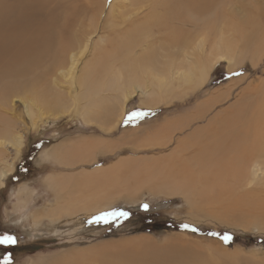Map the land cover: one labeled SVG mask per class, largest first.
I'll return each mask as SVG.
<instances>
[{"label":"rangeland","instance_id":"374dc122","mask_svg":"<svg viewBox=\"0 0 264 264\" xmlns=\"http://www.w3.org/2000/svg\"><path fill=\"white\" fill-rule=\"evenodd\" d=\"M142 1H144L143 4L139 3ZM112 2L113 11L109 17L112 15L116 17L114 22H111V18L107 22L105 21L107 20L104 19L107 12V8H105L102 18L96 19L100 23L105 21L106 25L103 24L93 31L94 29H90L95 26L93 17L91 19L90 13H87V19L83 23L85 37L82 40V45L88 41V53L86 50L84 51L83 47L82 50L77 48L75 50L77 60H75L73 70L68 71L69 69L65 66L63 69L57 70L51 78L52 83L57 85V92L47 91L45 94L51 97L55 104L57 102L60 107L48 110L35 100L33 94H27L22 90L13 97L12 95L8 96L2 106V113L8 117V119L4 118L8 126L7 132L2 130L4 133H0V142L3 145H0V173L9 168L11 172L6 175L4 185L0 187V232L6 231L15 235L18 242L14 246H0V258L10 253L12 264H54L55 259L58 262L62 258L73 257L67 253H72L71 251L74 249L91 248L95 247V244L101 246V244L111 243L113 240L127 241L130 238L144 236L150 238V242L159 248L158 252L161 255H165V251L169 249L167 243H172L175 246L177 242L174 240H176L184 242L177 245L181 254H187L190 258L203 257L207 261L205 264H264L261 258L264 253L263 224L257 221L256 225L247 224V221L234 215L225 216L226 218H221V216L216 218L214 214L210 216L211 212L204 211L207 206H204L203 211L198 207L192 208L184 200L185 198L178 194L159 196L151 193L149 195V192L144 191L134 202L121 199L125 196L114 200L106 198L93 203L90 201L91 204L81 211L85 214H91V211L99 214L101 211L122 209L129 213L127 218L118 217L108 223H89L88 221L92 218L87 216L85 224L75 227L71 218L65 216L61 218L57 214L61 207H64L65 210L68 207L77 210L75 207L80 206V202L74 198L70 202L67 201L68 197H65V192L59 186V183L64 180L60 179L64 173L91 171L101 165H112L117 160H123L125 167L132 162L129 161V158L141 161V163L147 159L149 161L146 163L152 161L170 162L168 160L171 156L170 153L182 140L193 146H188L191 147L190 149L201 144L203 140L218 134L228 140V136H225L224 133L226 124L232 122L240 124L232 127L231 130L239 132L240 137H243L251 111L255 108H264V104H262L264 103V43L261 47H255V40H250L252 35L253 37L258 36H255L251 29L252 22H264V18L257 19V16L264 15V0H217L213 4L214 6L210 5L208 10L205 9L203 12H193L188 17L186 13H183V20L186 24L183 23L180 26L181 31L176 34L183 33L185 36H189L188 41L193 46L195 56L190 55L188 62L194 61L190 66L194 68L191 74L187 75L188 64L180 60L178 67L182 69V76L186 75L188 78H185L184 81L175 79L171 85L159 88L153 87L152 72H149L147 63H154L153 65L156 66L163 65L167 58H163L162 55L174 56L179 61L181 55L177 51L180 47L174 40L176 34L174 33L172 38L166 40L164 36L167 35V32H164L165 35L157 32L155 25L150 28V31H147L146 28L134 27L138 22L130 27L131 23L126 22L129 17L130 19L137 18L140 21V18L149 11L146 0H107L106 5H110ZM148 2L158 3V0H149ZM158 7L162 9L161 14H166L161 6ZM121 8L124 11H130L128 15H119L118 11ZM120 19L126 20L125 23ZM222 20L225 21V24ZM128 27H130L129 31L132 37L130 34L123 35ZM220 38L225 39L227 44L228 42L232 43L235 53L228 60L222 58L215 61L216 65H212L214 67L204 78L206 66H209L216 57L215 51L210 48V43L219 41ZM254 49L259 52L256 53V56L252 54ZM127 51L134 58L132 61L136 75L131 77L129 74L123 73L122 81L118 82V91L108 93V88L104 87L103 81L108 83L109 79L104 77L102 72L110 65L123 68L131 64L126 62ZM241 52H243L242 56L239 55ZM151 57L153 59L149 60ZM254 57H257V60ZM89 61L90 64L101 61L103 65H107L101 69L99 78L95 80L97 87L93 89L97 90L98 94L103 92L101 93L103 99L100 100L99 105L90 107V121L85 120L82 114V106L85 103L88 104L87 99L84 100L85 102L78 100L82 95L76 91L77 85L72 83L75 74L81 73L80 67L84 65V62ZM236 62L237 64L234 65ZM253 63L255 66H252ZM43 68V66L37 65L34 71L39 74ZM108 71L111 73L110 70ZM237 72L242 74L235 75L234 73ZM33 79H37L36 76ZM142 87L147 88L145 90L148 91L153 87L155 93L150 91L145 93V91H141ZM132 92L134 94L131 96ZM150 93L152 94L150 95ZM157 94L162 96L159 97ZM97 97L94 96V98ZM165 97L170 99L161 102ZM107 107H110V110ZM104 111L111 112V116L104 115ZM135 112H146L147 115L142 118L133 117L132 114ZM196 113L203 116H197ZM194 115L195 118H193ZM106 116L109 118L104 119ZM228 116L232 119H229ZM178 117H181L179 127H177ZM167 119H172L175 126L157 131L155 124ZM217 119L218 122L215 121ZM112 121L114 125L111 123ZM1 122L0 119V124ZM9 127L11 128L8 129ZM78 139H94L102 142L105 140L107 145H110L100 146V150L106 151L95 150L93 154L89 153L86 156L88 161H81V163L78 162L81 155L79 156L75 149L69 150V147L60 151L57 159L51 157L53 149L58 143L75 142ZM215 139H217L216 136ZM18 140L24 141L25 144L21 153H19L21 147L19 152L14 147ZM184 153H186L185 150L181 155ZM93 155H96L95 162L89 160ZM231 156H233L232 153ZM164 157L166 160H162ZM72 161L73 163H71ZM49 174L56 176L59 181L58 185H54L58 194L56 199L53 196L54 191L48 189L43 183ZM71 189L73 190V186ZM216 190V192L220 191L218 188ZM106 191L105 189L104 192L98 193L100 195ZM98 193H95L91 199ZM196 193L200 197V201L204 202L199 195L200 192ZM223 194L224 196L230 195L229 192ZM235 194L237 195V192ZM145 203L149 205L147 210L142 207ZM209 203L212 204V202ZM95 204L97 205L95 206ZM101 204L103 206L105 204V207ZM107 205L110 207L108 208ZM62 208L60 211H63ZM101 208L106 209L99 210ZM47 214L55 216L51 227L49 218L45 217ZM92 214L97 215L96 213ZM56 217L61 220H57ZM184 224L194 226L197 231L182 227ZM212 233H218V235ZM225 233H230L233 237L228 243H225L221 238ZM210 242L221 248V251H213L216 246L213 248ZM98 243L100 244L98 245ZM177 254L178 260L177 257L171 258L176 259L171 264H184V261L180 262L184 257Z\"/></svg>","mask_w":264,"mask_h":264},{"label":"bare ground","instance_id":"6f19581e","mask_svg":"<svg viewBox=\"0 0 264 264\" xmlns=\"http://www.w3.org/2000/svg\"><path fill=\"white\" fill-rule=\"evenodd\" d=\"M106 1L107 0H101L100 2L98 0H0V119L2 120L0 124V133L7 132L8 126L4 120V118L8 119V117L2 113V106L8 96L12 95L13 97L21 90L27 94H33L35 100L48 110L60 107L57 102L55 104L52 98L45 94L47 91L57 92V85L52 83L51 78L55 75L57 70L63 69L65 66H67L69 69L68 71L73 70V65L75 64V60H77L75 53L77 48L81 49L83 47L84 51L86 50V53H88V41L85 45L84 43L82 45V40L85 37L83 23L84 20L87 19V13H90L91 19L93 17L95 26L94 28L89 26L90 29H94L93 31H95L98 27L100 28L103 24L106 25L105 21L107 22L109 18L112 19L111 22H114L116 17L113 15L112 17H109L113 11V2L107 6ZM148 1L149 0H146L149 11L140 18V21L137 18L130 19V17L127 21H123L122 19H120V21L123 23H125V21L129 22V24L131 23L130 27L138 22L135 26H133L141 29L146 28L147 31H150V28L155 25L157 32L163 35H165L164 32H167V35L164 36V38L169 40L172 38L171 36H173L174 33L176 34L177 32L181 31L180 26L185 22L183 20V13H186L188 17L193 12H203L205 9L209 8L210 5L212 6L214 3H216L217 0H168L167 2L164 0H158L159 4L157 2ZM139 3L143 4L144 1ZM247 4L249 5L250 3ZM157 5L161 6L166 14H161L162 9H159ZM230 7L232 8V6ZM105 8H107V12L104 19L107 20L103 21V23L101 22V24L99 20L102 18V13ZM122 8L120 11H118V13H120L119 15H128L130 11H124ZM97 10L99 11L96 12ZM258 18H264V15L262 17L259 15L257 16V19ZM222 22L225 24L224 20H222ZM185 24L186 23H184V25ZM130 27H128L126 32L123 33L124 36L130 34L132 37L129 31ZM251 29H253L254 35L258 36L253 37L252 35L250 40H255V47H261L264 43V22L259 23V21H253ZM174 40L178 42L177 46L180 47L179 51H177V53L181 55L179 56V61L174 56L170 57L167 55H162L163 58H167L163 65L159 64L156 66L153 65L154 63H147L149 72H152L151 76L153 78L151 81H153L154 88H159L160 86H169L175 79L184 81L185 78H188L186 75L182 76V69L178 67L180 60H182L183 63L186 62L188 64L189 72L187 75H190L192 69L194 68L190 67L194 61L191 60L188 62V57L190 55L195 56L193 53L195 52L193 46H191V42L188 41L189 36L179 33L176 34V38ZM224 40L225 39L220 38L219 41H213L210 43V48L215 51L216 57L214 58L213 62L209 64V66H206L207 68L204 78L208 76L214 67L212 65H216L215 61L222 58H227L228 60L233 55V53H235L234 49H232L233 44H229V42L227 44V42ZM254 51L255 53H253ZM254 51H252V54L256 56V53L259 52L255 49ZM128 53L129 52L127 51L126 62L131 64L126 67L122 68L115 65L106 67L107 65H103L101 61L100 63L92 64H90L89 61L84 62V65L80 67L81 73L75 74L76 76L73 75L74 78L72 79H74V81L72 80V83L77 85L76 91L82 95L79 96L78 100L83 102L85 99H87L88 104L85 103L82 106V114L84 115L85 120L90 121V107L96 106V104L99 105L100 100L103 99L101 96V93L103 92H99L98 94L97 90L93 89L97 87L95 80L99 78L101 69L106 67L102 73L104 77L109 79L108 83L103 81L104 87L108 88V93L118 91V82L122 81L121 78L124 77L123 73L129 74L131 77L136 75L134 71V62L132 61L134 58ZM239 55L242 56L243 52H241ZM99 56H97V58H100ZM240 56L237 57L241 58ZM151 59L153 58L151 57L149 60ZM255 60H257V57ZM236 64L237 62L234 65ZM37 65L39 67H44L39 74H36L34 71ZM252 66H255V64L253 63ZM229 68L231 67L229 66ZM108 70H110L112 74L109 73ZM140 70L141 67L139 68V72ZM34 76H36L37 79H33ZM153 87L151 90H149L150 92L155 91ZM145 89L147 88H143L141 91H145V93L149 92ZM133 94L134 93L132 92L131 96ZM151 94L152 93H150V95ZM94 96L98 97L94 98ZM157 96L161 97L162 95L157 94ZM169 99V97H165V99H162L161 102L163 100L168 101ZM91 103L92 105H90ZM115 109H117V107H115ZM108 110H110V107ZM107 114L111 116V112H105L104 115ZM107 116L104 119H108L109 117L107 118ZM197 116L201 115L198 114ZM180 118L181 117L177 118V127L180 126ZM193 118H195V115ZM215 121L218 122L219 120L217 119ZM172 122H174L172 119L163 120L161 123L157 122L158 124H155L157 131L162 129L164 130L165 128L169 129V127L173 125L175 126V124ZM111 123L114 125L113 121ZM246 124L247 125L243 137H240L239 132H234L231 130L232 127L240 125L232 122L224 126V133L225 136H228V140L224 139L222 137L223 135L221 136L220 134H214L217 139H215V136L208 138L207 140L205 139L197 146L195 143L194 145L196 147L192 149L190 148L193 146L188 145V143L184 142V140L181 142L179 141L180 143L177 144L176 148H173L175 150L170 153L171 156L168 159L170 162L152 161L150 163H146L149 160L147 159L146 161L144 159L145 161H143L145 163H141V161H134L130 160L129 158V161L132 162L130 165L127 164L125 167L123 166L125 165L122 162L123 160H117L112 165H101L100 167H96V169L91 171L81 170L78 173H75L74 171H70L71 173L67 174L64 173L60 179L67 180H63L61 183H59L57 180L58 178L56 179V176L49 174L43 180V183L48 189H52L54 191L53 196L55 199L58 194L56 192V186L54 185H58L59 183L60 188L66 194H64L65 197H68L67 201L70 202L71 199L74 198V200L76 199V201L80 202V204L78 203L80 206L77 205L75 207L77 210H72L73 207H68L66 208L67 210L63 209L64 207H61L63 211H60L61 208H59V211L57 212L61 218L64 216L66 218H71V221H73L72 224L76 225L75 227L85 224L87 222V216L90 219L94 216L92 213L98 214L94 211H91V214H85L84 212H81L91 204L89 203L90 201L93 203L106 198H111V200H114L125 196V198L121 199L134 202L144 191L149 192V195L150 193L154 195L158 194L159 196L177 194L182 195L185 198L184 200H186V202L190 204L192 208L198 207L203 211L204 206H207L205 207L206 209L204 211H207L208 213L211 212L210 216L214 214L216 218H220V216L221 218H226L225 216L229 217V215H234L236 217H240L244 221H247V224L252 223L256 225L257 222H260L264 225V108L253 109ZM10 128L11 127L8 129ZM209 130L211 131V129ZM206 134L209 135V133ZM103 141L104 142L94 139H78L75 142L69 141L64 142L63 144L58 143V145L53 149L52 154L51 152L50 154L51 157L57 159L58 155H60L59 152L69 147V150L75 149L76 153L79 154V156L81 155L78 160V162L80 161L81 163V161H88L86 160V156L89 153L93 154V151L95 150H99V152L106 151L100 150V146L104 147L107 145V141ZM1 144L2 142H0V145ZM24 145V141L18 140V143L16 145L14 144V147H16L17 152H19L21 147L19 152L21 153ZM183 150H185L186 153L181 155ZM231 153L233 156H231ZM89 160L95 162L96 155H93ZM162 160H166V158L164 157ZM71 163H73V161ZM10 172L11 170L9 168L7 171L0 173V187L4 185V178H6V175H8ZM71 186H73V190L71 189ZM138 186L140 187L137 188ZM217 188L220 190L219 192H216ZM105 189L107 191L104 194L99 195L98 192H104ZM195 192H200L199 195H201V199H203L204 202L200 201V197L197 196L198 194H195ZM225 192H229L230 195L226 194L227 196H224L223 193ZM236 192L237 195L235 194ZM95 193H98L97 195L99 196L97 197L96 195V197L91 199ZM209 202H212V204ZM96 205L97 204H95V206ZM103 207H105V204ZM109 207L110 206H108V208ZM93 208L96 209V207ZM102 208L99 210L106 209ZM57 214L55 213V215ZM45 217L49 218L50 227L51 225L53 226V217L55 216L47 214ZM61 218L56 217L57 220H61ZM233 219L236 221L235 218ZM174 242H177L175 243V246L172 243H167L169 249L167 251H165L167 248L164 250L166 252L165 255H161L158 252L159 248L150 242V238L144 236L140 238H130L127 241L121 240L118 242L117 240H113V242H106L103 243V245L101 244V246H97V244L94 243L96 245L95 247L92 246L91 248L88 247L85 249H74V251H71L72 253H67L73 255V257L62 258L60 261L58 260V262L55 259L53 263L171 264L172 261L176 260L171 258L177 257V253L184 257V259L180 257L182 259L180 262L184 261V264L187 262L189 264L207 263L203 257L201 258L199 256H195L190 258L187 254H181L179 248H177V245L184 242L176 240H174ZM153 243L155 242L153 241ZM99 244L100 243H98V245ZM210 245L212 247L216 246V248L213 247L215 248L213 251L219 252L221 249L218 248V246L214 243L210 242ZM222 250L225 251V249ZM262 255L261 258L264 261V253Z\"/></svg>","mask_w":264,"mask_h":264},{"label":"snow or ice","instance_id":"6c2138e0","mask_svg":"<svg viewBox=\"0 0 264 264\" xmlns=\"http://www.w3.org/2000/svg\"><path fill=\"white\" fill-rule=\"evenodd\" d=\"M235 75H241L242 73H234ZM147 115L146 112H135L132 114L133 117H143ZM142 207L147 210L149 208L148 204H144L142 205ZM129 215L128 212L122 210V209H112L109 211H104L101 212L95 216L92 217L91 220H89V223H100V222H104V223H108L110 220H115L118 217H123V218H127ZM182 227L184 228H191L193 231H197V229L189 224H184L182 225ZM213 235H218V233H212ZM225 243H228L229 241H231L233 239L232 235L230 233H225L222 237H221ZM18 242V239L15 235L10 234L9 232H0V246H14L16 245ZM0 264H12V260H11V254H5L2 258H0Z\"/></svg>","mask_w":264,"mask_h":264},{"label":"trees","instance_id":"16d2710c","mask_svg":"<svg viewBox=\"0 0 264 264\" xmlns=\"http://www.w3.org/2000/svg\"><path fill=\"white\" fill-rule=\"evenodd\" d=\"M246 238H247V236H246Z\"/></svg>","mask_w":264,"mask_h":264}]
</instances>
